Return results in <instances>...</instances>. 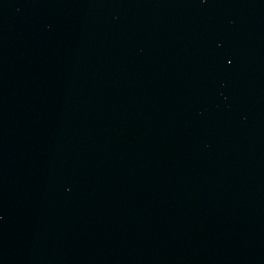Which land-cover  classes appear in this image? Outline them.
I'll return each mask as SVG.
<instances>
[{
  "label": "water",
  "instance_id": "water-1",
  "mask_svg": "<svg viewBox=\"0 0 264 264\" xmlns=\"http://www.w3.org/2000/svg\"><path fill=\"white\" fill-rule=\"evenodd\" d=\"M0 264H264V0H0Z\"/></svg>",
  "mask_w": 264,
  "mask_h": 264
}]
</instances>
